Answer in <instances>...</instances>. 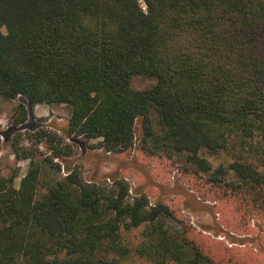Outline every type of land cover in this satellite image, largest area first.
Returning a JSON list of instances; mask_svg holds the SVG:
<instances>
[{
    "label": "trees",
    "instance_id": "trees-1",
    "mask_svg": "<svg viewBox=\"0 0 264 264\" xmlns=\"http://www.w3.org/2000/svg\"><path fill=\"white\" fill-rule=\"evenodd\" d=\"M143 75L156 85L134 90ZM17 98L70 106L69 136L110 153L135 145L140 120L146 145L186 155L264 222V0H0V102ZM15 115L24 124L27 106ZM60 157L31 159L18 189L0 173V264H127L125 235L142 227L150 264L230 263L122 181L62 177Z\"/></svg>",
    "mask_w": 264,
    "mask_h": 264
},
{
    "label": "rangeland",
    "instance_id": "rangeland-1",
    "mask_svg": "<svg viewBox=\"0 0 264 264\" xmlns=\"http://www.w3.org/2000/svg\"><path fill=\"white\" fill-rule=\"evenodd\" d=\"M155 85L156 79L149 76L132 79L134 90ZM20 104L27 106L29 117L18 125L15 112ZM71 113L68 105L30 107L22 98L1 101V175L16 174L14 185L18 189L31 159L42 163L46 157L59 153L61 157L55 162L62 167V177L71 168L81 171L87 183L112 187L118 179L129 188L131 201L145 197L149 208L167 207L174 219L170 225L187 230L190 239L211 257L217 259L222 253L223 258L225 248L229 250V264H264V222L245 213L237 199L223 197L219 189L208 183L205 174L187 162L186 155L171 156L166 151H154L150 142L146 145L140 120L135 145L130 150L120 154L107 152L100 147V140L69 136ZM201 157L214 169L228 165L230 160L227 153L212 156L206 150ZM143 228L125 235L124 244L132 250L127 264H150L136 251L145 243Z\"/></svg>",
    "mask_w": 264,
    "mask_h": 264
}]
</instances>
